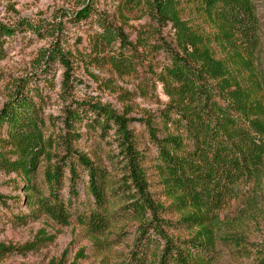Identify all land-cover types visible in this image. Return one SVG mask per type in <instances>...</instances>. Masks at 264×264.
I'll return each instance as SVG.
<instances>
[{
    "label": "trees",
    "instance_id": "16d2710c",
    "mask_svg": "<svg viewBox=\"0 0 264 264\" xmlns=\"http://www.w3.org/2000/svg\"><path fill=\"white\" fill-rule=\"evenodd\" d=\"M118 3L123 11H146L158 28L170 26L174 48L160 44L154 50L169 60L158 78L168 103L156 116L138 120L100 103H76L65 110L60 134L46 138L40 83L21 79L0 109V173L18 179L26 208L59 227L70 225L72 201L82 185L88 208L75 221L90 239L100 242V250L114 245L104 241L113 226L136 224L128 255L110 264H214L224 253L249 257L257 247L226 233L224 224L234 204L250 211L264 206V38L255 2ZM184 4L212 25L213 36L184 19ZM91 15L92 6L83 5L75 20ZM97 17L96 49L111 52L108 63L113 71L132 75L145 38L132 44L122 30ZM26 31L39 33L26 21L14 27L0 24V61L6 57L4 39ZM48 53L47 59L67 67L60 52ZM135 122L144 127L154 153L151 160L137 146L130 129ZM82 128L101 138L112 132L117 155L111 160L117 162L111 168L118 175L74 147ZM149 171L154 172L153 184ZM5 200L0 195L1 205ZM45 243L0 245V261ZM256 264H264V253Z\"/></svg>",
    "mask_w": 264,
    "mask_h": 264
},
{
    "label": "rangeland",
    "instance_id": "374dc122",
    "mask_svg": "<svg viewBox=\"0 0 264 264\" xmlns=\"http://www.w3.org/2000/svg\"><path fill=\"white\" fill-rule=\"evenodd\" d=\"M253 1L261 26L260 37L264 38V0ZM88 4L92 6L91 17L77 22L76 14ZM183 9L187 10L184 19L194 28L202 29L207 36H213L209 22L194 15L190 6L184 4ZM98 14L115 29L122 30L130 43L136 44L139 38H145L143 47L137 51L138 64L132 75L113 71L108 63L111 52L107 48L96 49L94 38L100 32L96 23ZM22 21L34 26L39 33L26 31L4 39L6 57L0 61V109L19 80L32 78L39 82V90L46 100L42 110L46 138H56L60 134L65 110L76 103L107 105L117 114L134 120L156 116L168 103L158 78L169 60L165 53L154 50L160 44L174 48L173 33L170 26L158 28L146 11H123L118 0H0L1 25L14 27ZM262 50L260 59L264 63V42ZM49 51L60 52L67 67L47 59ZM130 129L138 148L149 160L153 159L144 127L135 122ZM80 134L74 147L97 166L112 172L111 166L117 162V159L111 160L117 155L112 132L101 138L87 134L82 128ZM146 167L149 169L151 163L148 162ZM118 174L113 169L112 175ZM153 174L149 171L152 184L155 182ZM17 183L14 175L0 173V195L6 198L5 205L0 204V245L21 248L32 242L47 243L24 255L11 254L0 264H110L128 255L135 239L136 224L113 226L104 241L114 245L108 250H100V242L90 239L76 223V215L83 213L89 202L82 185L78 187V198L72 201L70 225L59 227L21 203L22 194L17 190ZM153 192L160 191L153 188ZM226 214L224 231L241 237L246 246L257 248L246 258H232L224 253L214 264H256L259 254L264 253V206L250 211L234 204Z\"/></svg>",
    "mask_w": 264,
    "mask_h": 264
}]
</instances>
